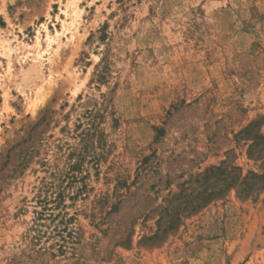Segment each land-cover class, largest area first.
I'll list each match as a JSON object with an SVG mask.
<instances>
[{"label": "rangeland", "instance_id": "rangeland-1", "mask_svg": "<svg viewBox=\"0 0 264 264\" xmlns=\"http://www.w3.org/2000/svg\"><path fill=\"white\" fill-rule=\"evenodd\" d=\"M0 264H264V0H0Z\"/></svg>", "mask_w": 264, "mask_h": 264}]
</instances>
